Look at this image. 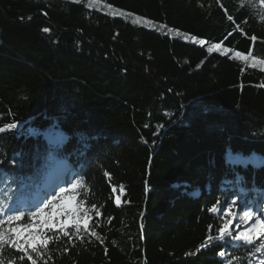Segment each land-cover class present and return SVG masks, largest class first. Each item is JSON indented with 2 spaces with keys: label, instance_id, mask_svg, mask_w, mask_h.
Returning <instances> with one entry per match:
<instances>
[{
  "label": "trees",
  "instance_id": "16d2710c",
  "mask_svg": "<svg viewBox=\"0 0 264 264\" xmlns=\"http://www.w3.org/2000/svg\"><path fill=\"white\" fill-rule=\"evenodd\" d=\"M98 1L206 43L85 1L0 0V126L18 124L0 133V198L41 187L58 161L61 182L79 177L103 205L90 222L103 243L50 244L48 264H219L218 247L190 254L223 222L207 209L264 193V166L237 162L264 159V66L232 59H264V23L239 0ZM215 43L233 51L208 52ZM249 247L228 245V258L258 264Z\"/></svg>",
  "mask_w": 264,
  "mask_h": 264
},
{
  "label": "snow or ice",
  "instance_id": "6c2138e0",
  "mask_svg": "<svg viewBox=\"0 0 264 264\" xmlns=\"http://www.w3.org/2000/svg\"><path fill=\"white\" fill-rule=\"evenodd\" d=\"M217 2L219 4V0ZM219 6L223 7L222 4ZM239 9L250 10L253 17L264 23V0H239ZM225 14L229 22L235 23L233 15L228 14L226 9ZM139 20L140 17H136L132 23L135 24ZM247 22L248 18L246 17L241 24ZM147 23L151 24V21ZM234 30H239L245 34L241 25H236ZM42 31L47 33L50 29L43 28ZM228 35H232V32H229ZM187 38L201 45L206 43L195 36H188ZM249 39L256 41L257 37L253 35ZM232 51V49L223 46L222 43L212 44L208 48L210 53L217 52L226 56ZM232 59L250 63L252 68H256L257 65L264 66V59H257L251 51L247 54L235 51ZM259 86L264 87V84ZM17 126V122H9L0 126V133L14 130ZM147 126L145 125V127ZM230 155L231 153H229ZM237 162H255L264 166V159ZM10 163L16 164L15 158ZM3 164L4 160L0 159V165ZM0 175L3 177V182H7V176L2 173V170H0ZM104 175L109 176L108 173H104ZM239 179L238 177L237 182ZM12 183H16V181L13 180ZM231 183L232 181H225V184ZM63 184L68 186L64 187ZM57 188L59 189L58 192L56 191ZM89 191L84 181L75 175L60 183L41 187H35L32 184H20L18 193L12 195L5 191L3 197L0 198V264H28V262L37 264L38 260L43 261V264H48V260L51 259L50 244L63 242L66 239L68 245L75 247L76 241L84 242L85 235L89 237V242H91V238H95L102 244L103 237L96 231L95 227L90 225V222L93 220V216L97 218L102 216L101 208L103 205L98 207L95 203L89 204ZM112 191L115 193L117 189L113 187ZM119 192H124L123 185H120ZM65 199L73 201L74 206L72 208L65 207ZM115 204L121 205L120 195L115 196ZM207 211L212 214H219V217L223 218V222L216 229L215 235L211 234L212 225L208 226L209 235L195 252L190 253L191 255H195L201 249L214 246L221 249L216 253L221 258L219 264H234V262L240 264V257L232 255L231 258H228L226 251L228 245L235 247V244L238 243L241 247L250 246L249 251L252 255L259 253L261 257H264V193L248 198L247 193L241 189L224 206H221L218 200ZM237 216H239V222L235 224V229H240L241 224L247 225L240 231H236L232 227ZM110 220L111 218H109V222ZM64 251L67 252L68 248L65 247ZM46 256L47 260L45 259ZM249 264H251V260H249ZM258 264H264V258H259Z\"/></svg>",
  "mask_w": 264,
  "mask_h": 264
},
{
  "label": "rangeland",
  "instance_id": "374dc122",
  "mask_svg": "<svg viewBox=\"0 0 264 264\" xmlns=\"http://www.w3.org/2000/svg\"><path fill=\"white\" fill-rule=\"evenodd\" d=\"M72 1H76V0H72ZM84 1L87 2L88 5L95 7L98 10H101V11H103V12H105L111 16L122 18L131 24H133L132 21L134 19H136V16L130 15V14H128V13H126L120 9L114 8V7L109 6L107 4H104V3L101 4L98 0H89V1L88 0H79V2H84ZM148 21H151V20L140 17V20L133 25L144 27V28H147V29H150V30L162 33V34H166V35H169L170 37H173V38L192 42L190 39L187 38L189 35L183 34L177 29H173V28L167 27L164 24L155 23L153 21H151V24H149V23H147ZM49 139L53 140L54 138H53V136H49ZM61 171H62V167H61L60 163L58 161H55L53 168L48 171L47 176H46L45 181H44L42 186H47L48 184H52V183H60L61 182L60 175H62V174H60ZM58 175H59V177H58ZM73 204H74V202L71 200L65 199V201H64V205L67 208H71L73 206ZM237 222H239V216H237V219L233 221L232 227L236 231L243 230V228L247 226V225L241 224L240 229H235V224Z\"/></svg>",
  "mask_w": 264,
  "mask_h": 264
}]
</instances>
